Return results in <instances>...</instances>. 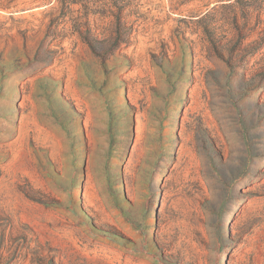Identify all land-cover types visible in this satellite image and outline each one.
I'll return each instance as SVG.
<instances>
[{"label":"rangeland","instance_id":"rangeland-1","mask_svg":"<svg viewBox=\"0 0 264 264\" xmlns=\"http://www.w3.org/2000/svg\"><path fill=\"white\" fill-rule=\"evenodd\" d=\"M0 264H264V0H0Z\"/></svg>","mask_w":264,"mask_h":264}]
</instances>
